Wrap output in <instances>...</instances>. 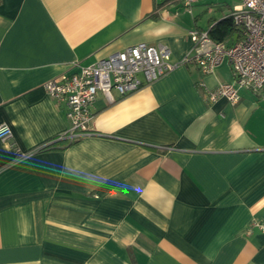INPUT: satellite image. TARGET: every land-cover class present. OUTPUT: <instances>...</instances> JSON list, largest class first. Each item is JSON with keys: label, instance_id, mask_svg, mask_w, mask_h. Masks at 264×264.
I'll list each match as a JSON object with an SVG mask.
<instances>
[{"label": "crops", "instance_id": "crops-1", "mask_svg": "<svg viewBox=\"0 0 264 264\" xmlns=\"http://www.w3.org/2000/svg\"><path fill=\"white\" fill-rule=\"evenodd\" d=\"M173 1L0 0V264H264V231L247 232L264 220V100L199 83L233 82L227 59L98 92L93 132L58 139L71 123L44 83L141 41L180 61L197 17Z\"/></svg>", "mask_w": 264, "mask_h": 264}, {"label": "built area", "instance_id": "built-area-1", "mask_svg": "<svg viewBox=\"0 0 264 264\" xmlns=\"http://www.w3.org/2000/svg\"><path fill=\"white\" fill-rule=\"evenodd\" d=\"M178 1L192 11L193 3L199 0ZM229 13L241 27L239 37L216 40L210 36L209 26L192 28L189 35L193 47L178 62L172 60L167 43L141 41L86 65L75 62L77 70L47 80L46 90L64 102L71 123L58 139L73 141L93 132V105L98 92L109 99L113 98V91L125 95L158 79L179 62L193 63L205 75L214 73L217 66L228 60L235 77L233 82L220 81L210 87L199 81L210 101L225 98L235 104L240 100L241 89H250L264 100V0H237ZM12 135L10 124L0 123V138L8 140ZM254 229L264 231V220L253 219L247 232Z\"/></svg>", "mask_w": 264, "mask_h": 264}, {"label": "rangeland", "instance_id": "rangeland-1", "mask_svg": "<svg viewBox=\"0 0 264 264\" xmlns=\"http://www.w3.org/2000/svg\"><path fill=\"white\" fill-rule=\"evenodd\" d=\"M236 0H199L193 3L192 11L189 7L181 2L173 1L171 4L172 11H178L192 18L195 15L197 18H192L193 28H207L211 17H220L224 13L229 12V8ZM232 7V6H231Z\"/></svg>", "mask_w": 264, "mask_h": 264}, {"label": "trees", "instance_id": "trees-1", "mask_svg": "<svg viewBox=\"0 0 264 264\" xmlns=\"http://www.w3.org/2000/svg\"><path fill=\"white\" fill-rule=\"evenodd\" d=\"M241 30V27L238 26L233 17L228 12L223 17L217 19L211 17L209 19V34L211 37H213L216 40H228L232 38L233 36H240L239 33ZM52 146L51 143H47L46 145L42 146L40 150L48 148Z\"/></svg>", "mask_w": 264, "mask_h": 264}]
</instances>
